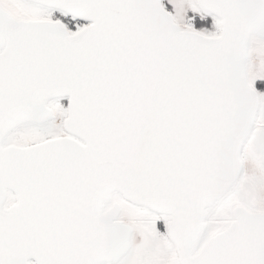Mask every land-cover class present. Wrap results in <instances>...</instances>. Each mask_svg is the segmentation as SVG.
I'll return each mask as SVG.
<instances>
[{"label":"snow or ice","instance_id":"snow-or-ice-1","mask_svg":"<svg viewBox=\"0 0 264 264\" xmlns=\"http://www.w3.org/2000/svg\"><path fill=\"white\" fill-rule=\"evenodd\" d=\"M0 264H264V0H0Z\"/></svg>","mask_w":264,"mask_h":264}]
</instances>
